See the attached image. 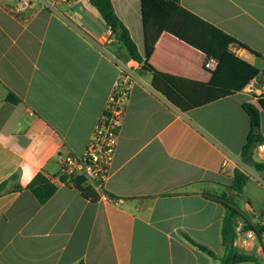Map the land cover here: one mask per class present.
<instances>
[{
    "label": "crops",
    "instance_id": "obj_1",
    "mask_svg": "<svg viewBox=\"0 0 264 264\" xmlns=\"http://www.w3.org/2000/svg\"><path fill=\"white\" fill-rule=\"evenodd\" d=\"M48 1L56 6L18 14L13 0L0 5V264H220L226 209L207 194L235 195L236 168L249 177L244 188L253 181L264 189V170L241 159L250 128L243 103L264 92V71L242 91L181 111L153 87L152 71L127 58L90 0ZM112 3L160 72L209 82L206 60L228 48L264 69V0ZM179 6L187 17L173 34ZM107 34L110 42L98 46ZM116 58L137 66L138 81L105 194L93 202L59 177V162L85 152L120 73ZM9 92L20 101L7 100ZM263 119L261 110L264 134ZM254 158L264 161L256 147ZM39 172L57 185L43 204L27 187ZM241 209L253 223L264 218V200L260 213L250 203ZM246 253L255 256L257 244Z\"/></svg>",
    "mask_w": 264,
    "mask_h": 264
},
{
    "label": "trees",
    "instance_id": "obj_2",
    "mask_svg": "<svg viewBox=\"0 0 264 264\" xmlns=\"http://www.w3.org/2000/svg\"><path fill=\"white\" fill-rule=\"evenodd\" d=\"M179 1V0H175ZM90 3L97 8L105 24L111 29L115 40L124 48L127 58L136 60L143 64L144 69L152 71V85L162 93L174 106L181 111H188L192 108L205 105L222 97L232 95L242 91L253 79L257 78L264 69L261 65L254 64L237 54L233 48H228L219 60L212 78L209 82H201L188 78L175 76L172 74L160 72L148 63L152 48L147 46L144 54L138 49V45L132 38L128 27L117 15L112 0H90ZM187 17V10L179 6L168 24V30L173 34H178ZM232 45L235 47L248 48L244 43L232 38ZM249 49V48H248ZM253 53L256 57L261 58L258 52ZM254 102L246 101L243 108L249 118V133L246 143L241 151L242 161L255 168L264 170V161L254 158V149L264 141V134L261 126V110H264V92L256 95ZM6 99L18 103L20 98L13 92H9ZM63 181L71 180L75 187L81 192L84 198L96 202L100 194L92 188H84L81 184L82 178L77 177L70 179L67 176H61ZM249 177L242 170L236 168L232 173V183L230 188L239 194L243 191ZM4 185L0 186V193ZM28 189L33 193L37 200L43 204L46 203L56 192L57 185L44 172H39L28 184ZM208 198L221 203L226 213L222 223V246L223 255L219 258L220 264H238L241 262H255L256 256L239 251L233 245L236 236L235 218L241 216L246 221V228L253 229L260 235L264 230V225L253 223L251 219L242 211L234 200V195L227 192L221 194H207ZM189 241L202 251L208 253L214 258L216 254L207 246L188 238Z\"/></svg>",
    "mask_w": 264,
    "mask_h": 264
},
{
    "label": "built area",
    "instance_id": "obj_3",
    "mask_svg": "<svg viewBox=\"0 0 264 264\" xmlns=\"http://www.w3.org/2000/svg\"><path fill=\"white\" fill-rule=\"evenodd\" d=\"M1 4L2 0H0ZM32 5L53 8L56 6V1L13 0L9 9L13 14H18ZM108 42H110V38L107 34L100 36L97 44L102 47ZM115 61L120 68V73L85 152L82 155H61L59 162L60 178L61 176H67L70 179L80 177L84 188H92L99 194H105V184L111 173L127 103L131 90L138 81L136 65L121 58H116ZM218 63L219 61L213 57L206 60V66L212 71L216 69ZM256 151L258 156L264 160V141L257 145ZM227 164L228 160L226 159L222 163V167L225 168ZM236 224L234 247L239 251L247 252L252 248L253 243H256L257 254L255 256L259 260L257 263L249 261L238 264H264V230L258 235L253 229L246 228L247 223L244 219ZM258 224L264 225V218L259 219Z\"/></svg>",
    "mask_w": 264,
    "mask_h": 264
},
{
    "label": "rangeland",
    "instance_id": "obj_4",
    "mask_svg": "<svg viewBox=\"0 0 264 264\" xmlns=\"http://www.w3.org/2000/svg\"><path fill=\"white\" fill-rule=\"evenodd\" d=\"M233 197L240 208H244L246 203H250L254 208L255 213H260V207L264 200V189L256 182L250 181L242 192L235 194Z\"/></svg>",
    "mask_w": 264,
    "mask_h": 264
},
{
    "label": "water",
    "instance_id": "obj_5",
    "mask_svg": "<svg viewBox=\"0 0 264 264\" xmlns=\"http://www.w3.org/2000/svg\"><path fill=\"white\" fill-rule=\"evenodd\" d=\"M262 78L264 79V75L262 76Z\"/></svg>",
    "mask_w": 264,
    "mask_h": 264
}]
</instances>
